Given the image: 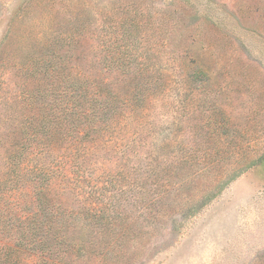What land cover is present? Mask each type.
I'll return each mask as SVG.
<instances>
[{
	"label": "rangeland",
	"instance_id": "374dc122",
	"mask_svg": "<svg viewBox=\"0 0 264 264\" xmlns=\"http://www.w3.org/2000/svg\"><path fill=\"white\" fill-rule=\"evenodd\" d=\"M111 54L132 55L131 99H123L125 67L116 64L114 74L106 67ZM64 55L82 72L100 56L111 98L104 101L119 122L70 145L40 132L32 163L52 166L67 145L68 155L86 149L83 187L114 200L125 233L103 260L66 255L47 263L9 253L1 246L14 243L0 237V264H264V0H0V197L13 176L5 143L15 126L25 139L61 114L40 69H62ZM161 175L168 217L140 192ZM112 177L117 190L102 188ZM60 180L52 194L62 191ZM80 187L61 195L68 207ZM191 206L201 207L182 216Z\"/></svg>",
	"mask_w": 264,
	"mask_h": 264
},
{
	"label": "trees",
	"instance_id": "16d2710c",
	"mask_svg": "<svg viewBox=\"0 0 264 264\" xmlns=\"http://www.w3.org/2000/svg\"><path fill=\"white\" fill-rule=\"evenodd\" d=\"M74 39L70 37L69 40ZM131 42V39H124V43ZM111 56L109 64L112 66L106 65V67L113 74L116 64L125 67L119 70L121 74H124V80H127V90L123 99H131L134 89L128 82L137 74L133 69L128 68L132 62V55L119 57L116 55V59L113 54ZM67 57L68 55H64L61 58L63 62L60 64L66 63L62 69L60 66L49 67L48 65L40 69L44 77L40 79L47 82L50 90L54 88L57 99H61L57 109L61 116L57 114L54 124L45 122L35 125L26 133L25 139L20 136L21 129L15 126L16 129L11 132L5 143L13 176L9 183L8 195L0 197V237L7 238L14 244L13 247L7 245L1 247L9 253L24 252L39 256L44 263L66 255L77 257L91 255L93 258L103 260L113 254L121 236L125 233L122 226L117 224V207L114 200L100 198L101 188L90 187L86 190L83 187L86 175L82 171V163L89 157L85 148L84 155L74 156V153L70 155L72 150L68 155V145L63 147L64 151L58 150L55 153V162L52 166H47L48 168L39 161L32 163L36 149L34 143L42 140L38 139L40 132L47 136L46 140L50 143L57 139L68 142L70 145L84 139L85 136L88 140H93L97 136L101 137L104 132L110 131L119 122L120 112L104 101L111 98L105 93L108 83L103 78L100 56L92 61L91 67L84 72L76 64L70 65ZM120 57H122V63H120ZM144 69L137 68L139 74H142ZM50 71L56 73V80L51 83L48 81L51 78ZM65 81H68V84L64 85ZM64 99H71L70 105L62 104ZM123 105L131 110V103L128 100L124 101ZM64 114H68V117L65 116L66 119L61 118ZM21 141L24 143L21 144ZM30 162L33 165H30ZM150 175L153 176V173ZM161 177L162 175L157 180L152 179L154 184L151 189L146 191L142 187L140 192L150 195L148 200L153 205L163 204L164 207L161 210L155 211L156 215L168 217L166 209L168 206L171 208L172 205L167 203L169 190ZM58 178L64 182L62 191L52 194L49 186ZM118 182L112 177L103 183L102 188L117 190ZM75 186H81L82 193L75 191L78 203L75 208H70L62 200L61 195L66 192L71 194ZM120 190L121 193H127L128 188ZM115 197L116 195L113 196ZM206 202L203 201L202 205ZM200 207L191 206L183 209L185 211L182 216L193 215Z\"/></svg>",
	"mask_w": 264,
	"mask_h": 264
}]
</instances>
